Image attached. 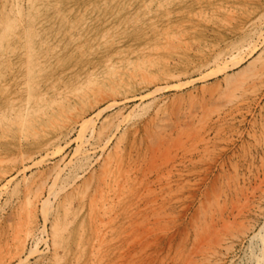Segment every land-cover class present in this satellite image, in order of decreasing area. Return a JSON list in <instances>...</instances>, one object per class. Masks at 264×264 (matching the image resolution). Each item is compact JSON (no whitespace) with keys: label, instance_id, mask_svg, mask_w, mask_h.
<instances>
[{"label":"rangeland","instance_id":"rangeland-1","mask_svg":"<svg viewBox=\"0 0 264 264\" xmlns=\"http://www.w3.org/2000/svg\"><path fill=\"white\" fill-rule=\"evenodd\" d=\"M35 2L37 9H31L27 0H23V19L24 25H35L38 29L39 35L34 38L35 52L39 59L44 58V70L38 79L44 90H49V96L43 99L47 103L32 101V105L35 110L41 106L48 110L55 97L50 87L57 82L56 88L71 104L65 121H58L57 127L81 118L85 102L74 95L86 74L93 78L103 76L105 56H113L115 62L117 55L130 58L144 66L145 74H135L130 93L117 96L114 106L107 109L109 102L104 101L90 114L97 127L105 120L113 121L107 129L111 142L106 152L97 149L93 157L74 160L78 143L76 127L69 132L68 141H60V151L35 166L32 161L36 163L38 159L39 162L41 155H45L41 141L53 133L56 125L39 122L28 128L24 142H19L20 134L10 125L12 111L18 109L19 104L13 100L16 96L19 98L20 82L25 76L24 56L16 52L10 56V61L0 62L8 64L6 68L0 67L5 72L0 77V127H4L0 130V136L4 137L0 140V158L5 160L2 163L0 160V173H6L0 186L13 177L0 195V264H16L17 261V264H255V258H263L264 264V0ZM144 2L150 6L147 13ZM48 39L52 48L41 49L39 42ZM166 42H170L172 48ZM146 76L159 81L147 84ZM103 85H106L103 90L108 91L116 84L110 87L103 82ZM159 85L162 88H156ZM100 108L103 114L97 116ZM102 143L99 141L98 145ZM114 143H119L124 165L129 168V183L120 202L114 203L106 243L102 252H98L89 221V199L101 171L97 168L101 167L107 150H114ZM22 154L28 159L27 168L24 173H18L17 169H12L14 165L10 161ZM153 154L157 161L152 159ZM54 165L59 169L64 167L61 169L68 180L67 189L56 185L51 194L48 190L45 192V199L50 198L45 205L47 208L34 207L36 233L37 228L44 225L45 217L41 212L46 209L44 213L49 219L43 234L45 239L42 241L39 234L27 237V253L21 260L14 258L17 242L26 237L23 235L26 230L22 228L23 213H20L26 185H33ZM87 168L90 172H85ZM93 168L95 174L91 181L89 175ZM149 169L150 172L145 173ZM86 179L90 180L91 187L80 201ZM66 200H72V209L64 217L62 204ZM55 220L62 226L65 223L56 240L59 255L55 254L51 241V225ZM206 221L211 223H207L211 228L214 225L210 238L203 235ZM80 223H83L82 229ZM15 226L24 232H17L19 229L15 230ZM199 247L205 248L203 251L208 250L206 247L212 248V252L205 253Z\"/></svg>","mask_w":264,"mask_h":264},{"label":"bare ground","instance_id":"bare-ground-1","mask_svg":"<svg viewBox=\"0 0 264 264\" xmlns=\"http://www.w3.org/2000/svg\"><path fill=\"white\" fill-rule=\"evenodd\" d=\"M26 1V0H25ZM22 2L23 0H2L1 1V13H0V62L3 61H10V56L13 55L16 52H19V54H21L22 56H24V74L25 76L22 77V82H20V90H19V98L16 96L13 100V97L11 98V100L19 102L18 104V109H14L12 111V116L11 119H13L11 126H14V129L20 134V139L19 142H24V134L26 132V130H28V128L30 129L31 127L35 126L36 124H38L39 122L41 123H51L53 125H56V128H53L51 132H53L52 134L48 135L47 137H45L41 142H43V146L42 148L44 149V153L45 155L42 156L41 155V160L38 162L34 163V160L32 161L33 165H37L40 164L41 162H43V160L45 161L47 159V157H50L51 155L56 154L59 149L61 150L60 146L62 144H60V141H66L68 138V134L70 131H72L73 129H75L76 127L77 129V137L76 140L78 143L77 144V149L75 150L76 154L74 156H76L74 158V160L80 161L83 158H88L89 156H92L93 153L97 152V149H100L102 151H105V149L108 147V144L111 142V135L109 136V134H107V129L109 126L112 125L113 121L111 122L110 120H105L103 123L101 122V126L97 127L96 123L93 121V118L90 117V114L93 112L95 113V110L98 109L97 107L100 105L101 102L107 101L109 102L107 106L108 108H111V106H114L115 103H117V99L116 97L119 96L120 94L123 95H127L128 93H130V90L132 88V81H135V74L137 73H142L145 74V68L144 66H142L140 63H134L133 60H131L130 58H127L125 56H121V55H117V61H113L112 58H114L113 56L107 55L104 57V59L102 60L104 68H105V72L103 74V76L100 78H93L91 75H87L84 78V81L79 83V86L77 88V92L74 96H76V98L80 99L79 101L85 102L83 103V110H82V114L80 115L81 118L80 119H76L74 121L69 122L67 125H61V128L57 127V125H59L58 121H60L61 119L64 120L65 116L68 115L67 114V110L69 109L70 105L69 103H67L64 100V97H62L61 92L59 91V89L56 88L57 82H54V85L50 87V90L52 91L53 95L55 97H52L51 100V105H49V109L51 110H47L46 106H41L40 108H38L37 110L33 109L35 106L32 105V101H35L36 104L38 103H42V102H46L43 101V99L46 97L48 99L49 93L48 91H45L43 86L40 84L38 77L40 76L39 73L42 72L44 70L43 67V62H44V58H38L36 55V50H35V39L36 37H38V29L35 25H24V19L23 17L25 16V13H23V7H22ZM29 6L31 9L36 8L37 9V4L35 2V0H27ZM97 2V1H96ZM91 3V2H90ZM168 5V4H167ZM149 4L148 3H143V8L145 9V12L147 13L149 8ZM126 8V7H125ZM222 8V7H221ZM170 10V9H169ZM168 10V11H169ZM207 11V10H206ZM165 12V11H164ZM57 13V12H56ZM58 13H60L58 11ZM163 13V12H162ZM233 13V12H232ZM196 14V13H195ZM194 14V15H195ZM206 14V13H205ZM261 14V12H260ZM200 15V14H199ZM231 16V15H230ZM138 17V16H137ZM136 17V18H137ZM200 17V16H199ZM198 17V18H199ZM229 17V16H228ZM167 18V17H166ZM231 19V18H230ZM109 20V19H108ZM233 20V19H232ZM263 20V19H262ZM63 21V20H62ZM261 21V20H259ZM136 22V20H135ZM199 22V21H198ZM227 22V20H226ZM254 22V21H253ZM229 24V23H228ZM258 24V23H257ZM262 24V23H261ZM155 26V25H154ZM251 26V25H250ZM248 27V26H247ZM119 28V26H118ZM249 28V27H248ZM167 29V28H166ZM250 29V28H249ZM257 29V28H256ZM263 31V30H262ZM138 36V35H137ZM172 36V35H170ZM95 37V36H94ZM168 37V36H167ZM165 37V39L167 38ZM177 37V36H174ZM179 39V38H178ZM171 40V39H170ZM264 40V39H263ZM172 41V40H171ZM163 42V41H162ZM39 43L42 44L41 49H47V48H52L51 45V41L48 40H43L40 41ZM103 43V42H102ZM168 43V42H166ZM178 45H181L180 43L176 42ZM185 43V42H184ZM243 43V42H242ZM170 44V42L168 43V45ZM175 44V43H174ZM174 44L172 46H174ZM175 44V45H177ZM129 46V45H128ZM171 47V45H169ZM244 46V45H243ZM249 46V45H248ZM155 47V46H154ZM158 47V46H157ZM175 47V46H174ZM173 47V48H174ZM182 47V46H180ZM255 47V45H254ZM159 48V47H158ZM157 48V49H158ZM168 49V46L166 47ZM172 48V47H171ZM171 48H169V50H171ZM240 48V47H239ZM243 48V47H242ZM257 48V47H256ZM156 49V51H157ZM160 49V48H159ZM177 49V48H175ZM229 49V47H228ZM85 50V49H84ZM151 50V49H150ZM174 50V49H173ZM167 51V50H166ZM237 51V50H236ZM243 51V50H242ZM42 53V51H40ZM248 52V51H247ZM80 53V52H79ZM237 53V52H236ZM246 53V52H245ZM82 54V52H81ZM223 54V53H221ZM247 54V53H246ZM83 55V54H82ZM146 55V54H145ZM234 55V54H233ZM47 56H45V58L47 59ZM219 56V54L217 55ZM231 57V56H230ZM216 59V58H215ZM222 59V58H221ZM77 60V59H76ZM75 60V62H76ZM139 60H141V58H139ZM212 60V59H211ZM228 60V59H227ZM236 60V59H235ZM244 60V59H243ZM260 60V58H259ZM258 60V61H259ZM150 61V60H149ZM220 61V60H219ZM255 61V60H254ZM209 62V61H208ZM256 62V61H255ZM254 62V64H255ZM142 63V62H141ZM145 63V62H144ZM236 63V62H235ZM240 63V61H239ZM214 64V63H213ZM237 64V63H236ZM227 65V64H226ZM255 66V65H254ZM0 67H8V64L6 65H1L0 63ZM22 67V66H21ZM59 67V66H58ZM218 69V68H217ZM228 69V68H227ZM252 69V68H251ZM255 69V68H254ZM221 70V69H220ZM215 71V70H214ZM222 71V70H221ZM5 72L0 69V77L4 74ZM213 73V72H212ZM254 73V72H253ZM175 74V73H174ZM211 74V73H210ZM60 75V74H59ZM204 76V75H203ZM239 76V75H238ZM167 77V76H166ZM178 77V76H177ZM18 78V77H17ZM139 78V77H138ZM144 78V77H143ZM149 77L146 76V83L147 84H151L154 82L159 81L158 79H148ZM151 78V77H150ZM19 79V78H18ZM38 79V80H37ZM145 79V78H144ZM250 79V78H249ZM17 80V79H16ZM61 80V79H60ZM162 80V79H161ZM235 81V80H234ZM237 81V79H236ZM61 82V81H60ZM63 82V81H62ZM103 82H106L110 85V87L112 85H114V83L116 84L115 86H112L111 88L108 89V91H104L103 87H105L106 85H103ZM143 82V81H142ZM71 83V82H70ZM138 83V82H137ZM140 83V81H139ZM158 83V82H157ZM233 83V82H232ZM72 85V84H70ZM156 88H162L161 85L156 86ZM62 89V87H61ZM60 89V90H61ZM66 89V88H64ZM165 89V87H164ZM163 89V90H164ZM160 89H158L159 91ZM103 92V93H102ZM157 92V90H156ZM74 93V92H72ZM69 94V93H68ZM149 94V93H148ZM131 97V96H130ZM135 97V96H133ZM50 98V97H49ZM151 98V97H150ZM126 100L128 98H125ZM10 100V98L8 99ZM120 100V99H119ZM124 100V97H123ZM120 102V101H118ZM47 103V102H46ZM106 104V103H105ZM128 105V104H127ZM138 105V104H137ZM105 106V107H106ZM76 107V106H75ZM14 108V106H13ZM100 108V111L96 113L97 116H99L100 114H103V109ZM36 112H35V111ZM105 110V109H104ZM35 112V113H34ZM72 112V111H71ZM111 113V112H110ZM117 113V111H116ZM115 113V114H116ZM120 113L121 110H120ZM128 114V113H127ZM94 115V114H93ZM117 115V114H116ZM115 115V116H116ZM123 114H121L122 116ZM126 114H124L125 117ZM2 116V115H1ZM77 116V115H76ZM92 116V115H91ZM9 117V116H8ZM69 117V116H67ZM95 117V116H94ZM123 117V118H124ZM156 117V116H155ZM5 118V117H4ZM117 118V116H116ZM152 118V117H150ZM163 118V117H162ZM69 119V118H68ZM74 119V118H73ZM95 119V118H94ZM118 120V119H117ZM120 120V119H119ZM154 120V119H153ZM151 119V122L153 121ZM57 121V123H56ZM65 121V120H64ZM123 121H125L123 119ZM127 121V120H126ZM155 121V120H154ZM160 121V120H158ZM67 122V120H66ZM118 122V121H117ZM120 122V121H119ZM122 122V121H121ZM64 123V122H63ZM155 123V122H154ZM153 123V124H154ZM3 124V123H2ZM66 124V123H65ZM120 124V123H119ZM148 124V122H147ZM162 124V123H160ZM164 124V123H163ZM162 124V125H163ZM122 125V124H121ZM149 125V124H148ZM161 125V126H162ZM42 126V125H40ZM159 127V124L157 125ZM154 126V127H157ZM120 127V126H119ZM125 127V126H124ZM4 127H0V130L3 129ZM59 128V129H58ZM8 130V128H5ZM116 129V128H114ZM145 129V128H144ZM161 129V127H160ZM36 130V129H35ZM154 130V129H153ZM152 130V131H153ZM119 131V130H118ZM146 131H148L146 129ZM158 131V130H157ZM160 132L162 131L159 130ZM171 131V130H170ZM114 132V131H112ZM117 132V131H116ZM115 132V133H116ZM149 132V131H148ZM159 132V133H160ZM163 132H166L163 131ZM150 133V132H149ZM149 137L151 135V133L149 134ZM156 132H153V134ZM185 133V132H184ZM158 135V134H157ZM163 135V134H162ZM171 135V134H170ZM113 136V135H112ZM116 136V135H115ZM154 136V135H153ZM36 137V135H35ZM152 137V136H151ZM160 137H162L160 135ZM159 137V139H160ZM4 137L1 135L0 136V140H2ZM113 138V137H112ZM173 139V137H171ZM69 139V138H68ZM96 139V140H95ZM116 140H119L116 139ZM150 140V139H149ZM157 140V139H156ZM165 140V139H162ZM169 140V138H168ZM183 140V139H182ZM68 141V140H67ZM100 143L103 142L102 144L98 145ZM120 141H121V136H120ZM119 141V142H120ZM161 141V139H160ZM159 141V142H160ZM154 142V141H153ZM166 142V141H165ZM151 143V142H150ZM155 143V142H154ZM162 144H164L163 142H161ZM161 143H159L161 145ZM19 144V143H18ZM115 146H113L114 150L113 151H109L107 150L108 154H103L105 156H103L102 158L104 159L103 162L101 161L102 165L101 167L99 166L97 169L101 170L99 171V176H98V181L97 183H95V188L93 187L91 193H93V195H91L92 197L89 199V207H90V224L92 226V234H93V241H96L97 244V251L98 252H102V248L104 246V243H106V234H107V230H108V225L109 222L111 221L112 217H113V213H114V203L115 202H120L121 200V195L123 193V191L125 190V188L128 185V180H129V174L130 171H128L127 168L126 169V165H124V159L122 158L120 152V147H119V143L118 145L116 143H114ZM153 144V143H151ZM157 144V143H156ZM170 144V143H169ZM159 145V146H160ZM111 146V145H110ZM159 146H155V147H159ZM165 146V145H162ZM153 147V146H152ZM153 147V148H155ZM110 148V147H109ZM162 148V147H161ZM172 148V147H170ZM167 149V148H166ZM59 150V151H60ZM153 149H151L152 151ZM158 150V148H157ZM160 150V149H159ZM163 150V149H162ZM161 150V151H162ZM170 150V149H167ZM109 151V152H108ZM106 152V151H105ZM168 152V151H167ZM167 152H166V157H167ZM165 153V152H164ZM163 153V154H164ZM147 154V153H146ZM158 155V153H156ZM161 154V152H160ZM159 154V155H160ZM26 155V154H24ZM23 154L19 157L14 158L15 160L10 161L12 163L13 168L12 169H17L16 171H18V173H24L26 168H27V157H25ZM101 155V154H100ZM151 155V154H150ZM146 156V155H145ZM154 156H156L155 154H153L152 159H154ZM161 156V155H160ZM164 156V157H165ZM93 157V156H92ZM150 157V158H151ZM163 157V156H162ZM8 158V157H7ZM11 158V157H9ZM97 158V157H96ZM158 159H160L159 156H157ZM35 159V158H34ZM98 159V158H97ZM151 159V160H152ZM1 160V158H0ZM4 160V159H3ZM1 160V163L2 161ZM96 160V159H95ZM94 160V161H95ZM161 160V159H160ZM162 160H165V158H162ZM5 161V160H4ZM8 161V160H7ZM36 161V160H35ZM49 161V160H48ZM97 161V160H96ZM148 161V160H147ZM157 161V160H156ZM155 161V163H156ZM9 162V163H10ZM73 162V161H71ZM129 162V161H128ZM153 162V161H152ZM151 162V163H152ZM162 162V161H161ZM91 163V162H90ZM89 163V164H90ZM94 163V162H92ZM91 163V164H92ZM146 163V162H145ZM165 163H167L165 161ZM52 164V163H51ZM57 164V163H56ZM60 164V161H59ZM70 164V163H69ZM68 164V166H69ZM88 164V165H89ZM131 164V163H130ZM159 164V163H158ZM11 165V166H12ZM64 165V164H63ZM72 165V164H71ZM100 165V164H99ZM152 165H154V163H152ZM150 165V166H152ZM164 165V164H163ZM10 166V165H9ZM56 167V165H54ZM67 166V165H64ZM76 166V165H75ZM131 166V165H130ZM161 166V165H160ZM51 168V169H47L49 170L47 174H45V176H43L42 178H39L37 181H35V183L33 185H31L30 187L28 185L26 188L25 192V196H24V201L22 202V206H21V210L23 213V219H24V224L23 227L21 225H17L21 226L22 228H25V234L22 232L21 227H16L15 230H17V232H22L23 235H26V237L20 239L16 246H15V251H14V255L13 257L16 258L18 257L21 260V256L26 254V238L30 237L32 238L33 236H37L39 234L40 239H45L43 237V234L46 232V222L48 221V217L47 214L44 213V211L46 210L45 208H43L42 210V215L43 217H45V222L44 225L42 227H38L37 228V233L36 231H34V207H37L38 205H44L43 207H46L45 205H47L49 203V196L45 199V192L48 190L49 194L52 193L53 190V186L58 185V187L60 185H66V181L67 178L63 175V169L64 167H60L59 168ZM59 167V166H58ZM90 167V166H89ZM95 167V166H94ZM129 167V166H128ZM147 167V166H146ZM154 166H152V168H154ZM162 167V166H161ZM29 168V167H28ZM91 168V167H90ZM136 168V167H135ZM134 168V169H135ZM138 168V167H137ZM145 168V167H144ZM151 168V167H150ZM151 168V169H152ZM160 168V167H158ZM11 169V170H12ZM74 170V169H73ZM88 168L86 169L85 172H87ZM146 170V169H145ZM144 170V171H145ZM159 170V169H158ZM157 170V172H158ZM95 170L93 168V171L91 173V175H89V179L92 178V174L94 175L95 173H93ZM137 171V170H136ZM142 171V170H141ZM4 172V171H2ZM0 173L1 175V179H5V175L6 173ZM88 172H90L88 170ZM146 172H150L149 171H145ZM72 173V172H71ZM97 173V172H96ZM135 174V173H134ZM144 174V172H143ZM149 174V173H148ZM152 174V173H151ZM17 175V173L15 174ZM145 175V174H144ZM147 175V174H146ZM159 175V173H158ZM14 176V175H13ZM68 176V174H67ZM163 176V175H162ZM12 177V175H11ZM94 177V176H93ZM131 177V176H130ZM134 177V176H133ZM141 177V176H140ZM36 178V177H35ZM76 178V177H75ZM74 178V179H75ZM145 178H147V176H145ZM77 179V178H76ZM96 179V178H95ZM13 180V177L8 179L6 184L4 183L3 185L0 186V195L2 193H4L7 189V184L10 183ZM91 180V179H90ZM88 180V181H90ZM93 180V179H92ZM91 180V181H92ZM87 181V179H86ZM87 181V183H85V187L84 190L82 191V198H80V201L83 200V196L84 194L88 191V189L91 187V182L89 183ZM138 181V180H137ZM49 182H51V184L49 185ZM75 182V181H74ZM28 183V182H27ZM33 183V182H32ZM72 183V182H71ZM132 183V182H131ZM26 184V183H25ZM140 183H137V185ZM70 185V184H69ZM75 185V183H74ZM136 185V184H135ZM25 186V185H24ZM79 185H77L78 187ZM82 186V185H80ZM70 187V186H69ZM75 188V186H73V189ZM60 189V188H58ZM67 189V188H66ZM77 189V188H76ZM82 189V188H81ZM80 189V191H81ZM64 190V189H62ZM70 190V189H69ZM75 190V189H74ZM78 190V189H77ZM76 190V191H77ZM59 191V190H58ZM91 191V190H90ZM61 192V191H60ZM70 192V191H69ZM58 193V192H57ZM77 193V192H76ZM131 193V192H130ZM152 193V192H151ZM169 193V192H168ZM172 193V191H171ZM48 194V193H47ZM56 194V193H55ZM54 194V195H55ZM73 194V193H72ZM80 194V193H79ZM125 194V193H124ZM129 194V193H128ZM127 194V195H128ZM66 195V193L64 194ZM59 196V195H58ZM79 196V195H78ZM134 196V195H133ZM169 196V195H168ZM66 196H64L65 198ZM73 197V196H72ZM76 198V197H75ZM89 198V197H88ZM157 198V197H156ZM130 199V197H129ZM138 199V197L136 198ZM135 199V201H136ZM133 200V199H132ZM131 200V202H132ZM142 200V199H141ZM154 201V199H153ZM156 201V200H155ZM64 202V201H63ZM62 202V203H63ZM142 202V201H140ZM135 203V202H133ZM138 203V202H137ZM85 204V203H84ZM51 205V203H50ZM136 205V203H135ZM52 206V205H51ZM130 206L131 203H130ZM137 206V205H136ZM139 206V205H138ZM42 207V206H41ZM76 207V206H75ZM47 208V207H46ZM132 208V207H131ZM134 208V207H133ZM139 208V207H138ZM72 209V200H66L63 204H62V211L64 213V217L67 216L69 214V212ZM129 209V208H128ZM128 209H126V211H128ZM136 209V208H135ZM41 210V209H40ZM134 210V209H133ZM132 210V211H133ZM125 211V210H124ZM44 213V214H43ZM117 213V212H116ZM126 213V212H125ZM130 213V211L128 212ZM116 215V214H115ZM54 216V215H53ZM214 216V215H213ZM19 217V216H18ZM74 217V216H73ZM118 217V216H117ZM58 218V217H57ZM210 218V217H209ZM209 218H207L206 220H208ZM212 220H214V217H211ZM22 218L20 217V223H22L21 220ZM44 219V218H43ZM83 220V219H82ZM211 220V219H210ZM209 220V221H210ZM211 220V221H212ZM218 220V219H217ZM19 221V218L18 220ZM84 221V220H83ZM81 221V222H83ZM209 221H206V224H204L205 227V231H203V235L206 237L207 235L209 236L210 231H212V228L214 227V225L211 226L208 224ZM210 221V222H211ZM216 221V220H214ZM74 222V221H73ZM208 223V224H207ZM217 223V222H215ZM83 224V223H82ZM82 224L80 223V227L82 226ZM39 225V224H38ZM65 225V223L63 224V226ZM62 225H59V223L57 222V220H55L51 227H52V232H51V236L53 237L51 241L53 244V247L55 249V254H57V249H58V245L56 243V240L59 238L60 236V231L63 228ZM68 227V226H67ZM90 227V225H89ZM200 228V227H199ZM204 228V227H202ZM65 229V228H64ZM82 229V228H81ZM242 229V228H241ZM200 230V229H198ZM197 230V231H198ZM216 230V229H215ZM83 231V230H82ZM214 231V230H213ZM217 231V230H216ZM242 231V230H240ZM39 232V233H38ZM196 232V231H195ZM202 232V231H201ZM214 233V232H213ZM18 234V233H17ZM212 234V233H211ZM220 234V233H219ZM14 234H12L11 236H13ZM202 235V234H201ZM200 235V236H201ZM201 236L202 238L204 236ZM199 236V235H198ZM214 236V235H213ZM216 236V234H215ZM259 236V234H258ZM200 237V238H201ZM204 237V238H205ZM212 236H209V238ZM218 237V236H217ZM17 238V235L15 234V237ZM48 238V237H47ZM199 238V239H200ZM203 238V239H204ZM219 238V237H218ZM217 238V240H218ZM259 238V237H257ZM38 239V241L40 240ZM213 239V238H212ZM254 239V238H253ZM201 242L202 239H200ZM199 240V241H200ZM208 241V238L206 239ZM216 240V239H215ZM223 240V238H222ZM43 241V240H42ZM79 241L81 243L82 240V233L79 234ZM211 241V240H210ZM208 241V242H210ZM220 241V239H219ZM219 241L217 243H219ZM61 242V241H60ZM207 242V243H208ZM216 241H214L215 243ZM223 242V241H222ZM198 243V241L196 242ZM204 243V242H203ZM202 243V244H203ZM37 244V243H36ZM51 244V245H52ZM62 244V243H61ZM94 244V242H93ZM206 244V243H205ZM213 243H210V246ZM253 244V243H252ZM8 245V244H7ZM209 245V243H208ZM215 245H219V244H215ZM96 246V245H95ZM220 246V245H219ZM61 247V246H60ZM201 247V246H200ZM199 247V248H200ZM205 247V246H203ZM198 248V247H197ZM202 248V247H201ZM200 248V249H201ZM208 250L203 251L205 248L201 249L203 252L205 253H211L212 252V248L206 247ZM1 249V248H0ZM37 248L34 249V251ZM31 251V250H30ZM201 251V252H202ZM59 253V252H58ZM192 253V252H191ZM2 254V253H1ZM0 254V255H1ZM6 255H8L6 253ZM98 255V253H97ZM191 255V254H190ZM189 255V256H190ZM12 257V256H11ZM95 257V256H92ZM192 257V255H191ZM97 258V257H95ZM4 259V258H3ZM8 260L11 258H7ZM94 259V258H93ZM184 259V258H183ZM189 259V258H188ZM23 260V259H22ZM16 261V260H15ZM23 262V261H21ZM12 263V262H11ZM18 263V261H17ZM16 263V264H17ZM188 263V261H187ZM190 263V261H189ZM255 264H262L263 263V258H255ZM20 264V263H19ZM54 264H59L58 262H55Z\"/></svg>","mask_w":264,"mask_h":264}]
</instances>
